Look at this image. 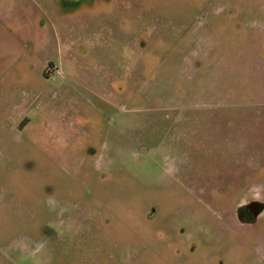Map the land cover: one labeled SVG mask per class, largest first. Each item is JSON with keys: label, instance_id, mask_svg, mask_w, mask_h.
Instances as JSON below:
<instances>
[{"label": "rangeland", "instance_id": "1", "mask_svg": "<svg viewBox=\"0 0 264 264\" xmlns=\"http://www.w3.org/2000/svg\"><path fill=\"white\" fill-rule=\"evenodd\" d=\"M88 186L101 203L50 224L47 193ZM249 199L264 0H0V264H264V210L234 214Z\"/></svg>", "mask_w": 264, "mask_h": 264}, {"label": "flooded vegetation", "instance_id": "2", "mask_svg": "<svg viewBox=\"0 0 264 264\" xmlns=\"http://www.w3.org/2000/svg\"><path fill=\"white\" fill-rule=\"evenodd\" d=\"M90 155L94 158H104L103 155L98 157L95 150H91ZM91 178L92 180L94 179L98 183H102L107 181L109 177L107 172L96 170V172L92 173ZM84 189H86V193L84 196L81 197L77 196L70 199H68V197L63 195L61 192L56 194L50 190L49 193H47L48 198L50 199V203L48 204V206L49 207L56 206L54 208L55 212L53 213V209H52L51 213L57 214V219H51L50 224L52 222L58 223L59 227H64L65 225H67V223L72 224V223L80 222L79 219H82V217L85 216L84 212H85L86 204L88 203L86 202L87 195L89 197H92L94 201L98 200V202L100 201L101 203V200L97 196V191L99 190L98 187L88 186ZM263 210H264V204L260 203L255 199H249L247 200L246 203L237 207V209L234 211V214L239 224L242 225L254 224V222L257 220V217L262 213ZM158 216H159L158 208L156 205L152 204L149 207H147L144 217L147 223L155 224L156 221L158 220ZM58 217L60 218L58 219ZM105 222L106 224H108L109 220H106ZM176 232L177 231L174 230V233ZM184 233H185L184 230L180 231V229H178V236ZM52 237L53 239L57 238L56 234H52ZM171 242H173V246L170 245L166 246L167 249L168 248L171 249L170 251H168V253L172 255L179 262L181 261L182 257L178 246V237L174 235L173 238H171ZM129 251H133L132 245H130L129 250L127 252ZM194 251L195 248H191L190 253Z\"/></svg>", "mask_w": 264, "mask_h": 264}]
</instances>
